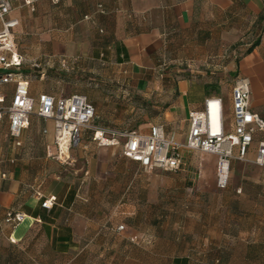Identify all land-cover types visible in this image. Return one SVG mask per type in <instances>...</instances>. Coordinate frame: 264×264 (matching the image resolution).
<instances>
[{"label":"crops","instance_id":"crops-1","mask_svg":"<svg viewBox=\"0 0 264 264\" xmlns=\"http://www.w3.org/2000/svg\"><path fill=\"white\" fill-rule=\"evenodd\" d=\"M11 1L8 18L19 21L13 35L24 65L65 60L86 70L99 63L101 80L123 81L133 94L154 82L176 96L164 125L178 132L182 124L181 140L189 112L210 96L228 92L232 121L238 76L250 81L251 108L264 117V0H40L35 8ZM175 71L188 74L176 81ZM42 92L31 84L32 95ZM51 126L34 115L22 146L8 125V138L0 137V264H264V166L252 162L264 131L247 160L232 162L230 185L221 190L216 179L190 186L192 174L201 176L193 168L146 170L121 147L99 146L92 130L74 148L71 162L81 173L73 177L53 159L54 137L43 132ZM207 155L206 162L217 160ZM52 195L56 203L43 207ZM9 210L25 221L7 223Z\"/></svg>","mask_w":264,"mask_h":264},{"label":"built area","instance_id":"built-area-1","mask_svg":"<svg viewBox=\"0 0 264 264\" xmlns=\"http://www.w3.org/2000/svg\"><path fill=\"white\" fill-rule=\"evenodd\" d=\"M38 1L28 0L27 4L35 8ZM12 10L11 0H0V121L6 118L8 133L16 147L23 145V133L36 115L53 123L59 159L68 157L67 151L79 145L84 130H92L93 140L99 146L121 147L125 157L146 170L188 171L192 153L214 155L216 185L221 190L229 187L232 162L247 160L255 134L264 131V117L251 108L252 91L247 78L238 76L232 85V121H227L224 98L210 96L202 109L189 112L185 140L179 138L177 131H167L162 123L151 124L147 133L99 126L94 124L96 106L87 95L55 96L47 92L32 95L31 81L22 71L25 59L18 52L13 35L19 21L8 18ZM43 132L48 134L49 130ZM252 162L264 166V140L259 142ZM56 201L57 197L52 195L42 206L51 208ZM25 219L23 213L7 212L6 222L14 227ZM124 229V224L116 228Z\"/></svg>","mask_w":264,"mask_h":264},{"label":"rangeland","instance_id":"rangeland-1","mask_svg":"<svg viewBox=\"0 0 264 264\" xmlns=\"http://www.w3.org/2000/svg\"><path fill=\"white\" fill-rule=\"evenodd\" d=\"M18 46V45H17ZM168 62L163 64L162 69L168 70ZM101 65L99 63L86 65V70L83 67L78 68V65L71 63H37L25 62L24 73L28 76L31 84L37 83L42 90L55 96H68L73 93H80L87 95L89 99L94 103L99 115L95 119L94 124L102 125L111 128L123 129V130H148L151 124L162 123L168 126L167 111L171 102L176 100L175 95H167L161 93L155 89L154 82L147 84L146 88L141 92L133 94L128 90V86L123 81L107 82L101 80ZM173 69V66L169 68ZM176 72V81L188 72ZM110 90V91H109ZM225 101V111L227 121L230 116V95L227 91L222 94ZM182 124H177L174 129L178 132ZM185 125V124H184ZM169 127V126H168ZM186 127V126H185ZM7 120L0 121V137H7ZM48 136L54 137V127H48ZM54 160L59 163L62 170L68 175L78 177L80 173L75 172L77 168L76 162H71L73 154H76L75 147L70 148L71 158L59 159L58 149L54 145ZM190 168L193 171L199 173L198 178L195 173L190 176L194 177V180L188 181L192 183L190 186H195L201 181V184L210 186L216 179V160L215 157L206 162L205 157L207 154L192 153L190 156ZM77 155V154H76ZM190 159V157H189ZM69 164H68V163ZM62 163V164H61ZM139 168V167H138ZM189 168V169H190ZM188 169V170H189ZM198 169V170H195ZM162 171H166L161 169ZM187 172V171H186ZM193 173V172H191ZM199 179V180H198ZM167 181L171 182L170 178ZM187 185V184H186ZM168 200V199H167ZM170 201V200H169ZM167 221L173 220L174 208L167 201L166 205ZM108 216H116L113 211L106 209ZM170 224L168 227H172ZM60 260V259H59Z\"/></svg>","mask_w":264,"mask_h":264},{"label":"trees","instance_id":"trees-1","mask_svg":"<svg viewBox=\"0 0 264 264\" xmlns=\"http://www.w3.org/2000/svg\"><path fill=\"white\" fill-rule=\"evenodd\" d=\"M259 42H260V39H257L248 49H247V52H250L257 44H259ZM24 73V72H23ZM25 74V73H24ZM26 75V74H25ZM27 76V75H26ZM121 130V129H120ZM189 168H190V166H189ZM190 170V169H189ZM188 170V171H189ZM187 171V172H188ZM190 180H192L191 179V177L189 178ZM190 185H192V183L190 182Z\"/></svg>","mask_w":264,"mask_h":264}]
</instances>
